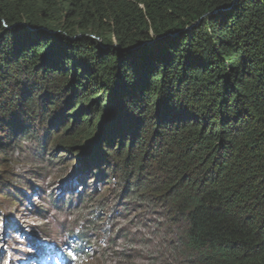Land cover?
I'll return each mask as SVG.
<instances>
[{"label":"trees","instance_id":"1","mask_svg":"<svg viewBox=\"0 0 264 264\" xmlns=\"http://www.w3.org/2000/svg\"><path fill=\"white\" fill-rule=\"evenodd\" d=\"M24 141L163 216L123 251L117 231L104 264H264V0H0L1 160ZM78 182L70 213L111 236V196ZM8 191L0 208L21 202Z\"/></svg>","mask_w":264,"mask_h":264},{"label":"rangeland","instance_id":"2","mask_svg":"<svg viewBox=\"0 0 264 264\" xmlns=\"http://www.w3.org/2000/svg\"><path fill=\"white\" fill-rule=\"evenodd\" d=\"M3 136H5L4 133ZM1 138L5 142L10 140L7 134L6 138ZM34 152L35 145L24 141L14 156L11 155L12 151H6L8 156L1 160L4 155L0 154L2 165V167L0 165V169H2L0 172V197L1 192L6 190H9L8 193L18 192L15 188L6 186L14 184L16 176H23L21 178L23 181H20L16 187L23 192L20 197L21 202H10L8 208L0 209V264H43V260L60 264L56 262V258L59 253L63 255L67 249L71 248V239L66 236V231L69 232L72 229L76 231L89 230V237L96 239L99 244L98 247L95 246L92 249L93 257L85 263L104 264L101 254L104 249L110 247L109 242H115L112 249L123 251V242L126 237L127 239L130 237L136 242L141 238H150L156 225H159V221H163V216L158 211L152 213L145 208L134 210L132 204L121 205L119 197H116L118 201L111 203L112 194L115 195L112 193L115 188L114 184H104L107 180L101 183V181L89 179L85 187L88 192L95 196L100 195L104 199L111 196L109 199L111 206L103 219L109 220V215H114L115 221V225L111 227V236L106 229H102L105 227L104 224L97 223L94 230L90 231V223L78 218L76 214L70 213L71 208L62 210L55 208L52 201L58 194H60L58 196L60 201L61 198L63 200L69 196L67 190L61 186H68V183H64V181L76 174L80 167V158H72L67 151L59 149L56 154L64 155L66 160H61L60 164L48 165L45 161L44 163L38 162L34 157ZM8 158L13 162L6 166L4 165L6 164L5 160L10 161ZM42 168L52 172L46 173ZM5 176H7L6 182L1 184ZM74 196H78V194L74 193ZM60 201L58 200V202ZM40 208H43L45 212L39 211ZM126 211L130 214H126ZM145 212L147 214L143 215ZM133 217L137 221V227L130 223ZM98 221H101L100 218ZM117 231L118 235L116 236ZM114 236H116L115 239L110 241ZM157 236L160 237V235ZM155 244L156 241L152 240L149 246L140 248L149 252ZM124 252H128V250ZM144 260L145 257L139 264H142ZM118 261L117 264H123L122 260Z\"/></svg>","mask_w":264,"mask_h":264},{"label":"bare ground","instance_id":"3","mask_svg":"<svg viewBox=\"0 0 264 264\" xmlns=\"http://www.w3.org/2000/svg\"><path fill=\"white\" fill-rule=\"evenodd\" d=\"M65 254L64 255H61L62 253H59V255L57 256V259L58 261L59 260H62V259H65L66 257L68 258L70 253L68 251V249L64 252ZM67 255V256H66ZM76 263V262H75ZM60 264H64V262L60 263Z\"/></svg>","mask_w":264,"mask_h":264},{"label":"clouds","instance_id":"4","mask_svg":"<svg viewBox=\"0 0 264 264\" xmlns=\"http://www.w3.org/2000/svg\"><path fill=\"white\" fill-rule=\"evenodd\" d=\"M92 240H93V239H92ZM92 247H93V248L95 247V243L92 244ZM56 262L60 263V262L58 261L57 258H56ZM53 264H56V263H53Z\"/></svg>","mask_w":264,"mask_h":264}]
</instances>
